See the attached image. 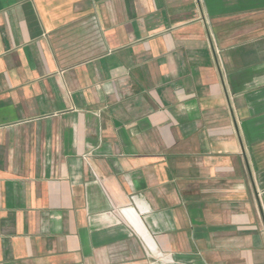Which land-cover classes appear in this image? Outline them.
Instances as JSON below:
<instances>
[{
    "label": "crops",
    "instance_id": "1",
    "mask_svg": "<svg viewBox=\"0 0 264 264\" xmlns=\"http://www.w3.org/2000/svg\"><path fill=\"white\" fill-rule=\"evenodd\" d=\"M0 264H264V0H0Z\"/></svg>",
    "mask_w": 264,
    "mask_h": 264
}]
</instances>
